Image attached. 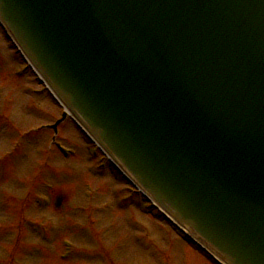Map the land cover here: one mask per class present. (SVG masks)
I'll return each mask as SVG.
<instances>
[{
  "label": "water",
  "instance_id": "95a60500",
  "mask_svg": "<svg viewBox=\"0 0 264 264\" xmlns=\"http://www.w3.org/2000/svg\"><path fill=\"white\" fill-rule=\"evenodd\" d=\"M0 17L143 185L264 264V0H0Z\"/></svg>",
  "mask_w": 264,
  "mask_h": 264
},
{
  "label": "rangeland",
  "instance_id": "374dc122",
  "mask_svg": "<svg viewBox=\"0 0 264 264\" xmlns=\"http://www.w3.org/2000/svg\"><path fill=\"white\" fill-rule=\"evenodd\" d=\"M1 34L0 264H214L107 161L98 169L100 153L89 155L91 143L20 71Z\"/></svg>",
  "mask_w": 264,
  "mask_h": 264
}]
</instances>
